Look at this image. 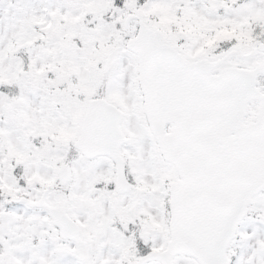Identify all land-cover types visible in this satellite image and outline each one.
I'll return each mask as SVG.
<instances>
[{
    "label": "snow or ice",
    "instance_id": "1",
    "mask_svg": "<svg viewBox=\"0 0 264 264\" xmlns=\"http://www.w3.org/2000/svg\"><path fill=\"white\" fill-rule=\"evenodd\" d=\"M0 264H264V0H0Z\"/></svg>",
    "mask_w": 264,
    "mask_h": 264
}]
</instances>
